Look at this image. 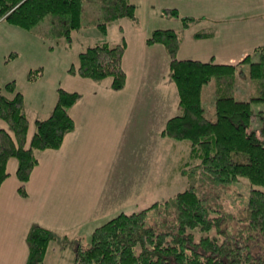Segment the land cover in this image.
<instances>
[{"label":"trees","instance_id":"obj_1","mask_svg":"<svg viewBox=\"0 0 264 264\" xmlns=\"http://www.w3.org/2000/svg\"><path fill=\"white\" fill-rule=\"evenodd\" d=\"M82 1L0 0V19L16 28L30 30L49 16L52 37L69 42L71 33L81 27ZM99 5L103 22L98 27L104 35L112 22L135 19V6L130 0H99ZM162 13L180 20L185 28L197 22L192 17L178 15L176 10L164 9ZM145 43L160 44L166 50L180 113L166 121L160 135L188 142L195 164L190 166V172H186L187 167L182 174L191 177L192 182L163 202L129 214L120 213L96 227L88 246H79L74 251L73 264H264V258L251 251L252 241L258 236L264 238V192L255 187L264 186V141L255 132H247L251 102L264 103V45L255 48L253 53L258 58L254 62H249L247 55L238 64H217L212 60L178 59L180 38L173 30H155ZM124 51V40L115 45L98 43L80 52L77 66L68 72L95 82L111 78V88L121 90L126 81L122 68ZM244 62L249 65L255 96L249 101H238L234 98L236 70ZM41 74L40 69L31 70L27 80L34 81ZM210 81H214L216 118L213 121L205 117L201 104L202 87ZM4 90L6 93L0 89V119L8 129H0V186L8 177L7 162L15 159V175L20 182L17 192L25 198V183L38 163L35 153L61 146L65 135L74 129L69 109L80 95L58 88L52 112L44 119L35 120L27 144L29 121L23 96L16 91L14 82L7 83ZM240 178H247L251 185L247 219L231 232L218 228L217 232L223 234L220 240L208 235L195 240L194 230L207 234L215 224L219 226L225 220L219 207L209 203L210 198L218 200L219 185L238 182ZM168 205L174 208V215L171 220H162L159 231L146 224L150 209ZM212 212L219 215L211 216ZM55 239L57 235L52 231L32 225L26 237L25 264H43L48 245Z\"/></svg>","mask_w":264,"mask_h":264},{"label":"crops","instance_id":"obj_2","mask_svg":"<svg viewBox=\"0 0 264 264\" xmlns=\"http://www.w3.org/2000/svg\"><path fill=\"white\" fill-rule=\"evenodd\" d=\"M130 2L135 6L137 17L142 7L146 6L145 11L150 9L148 7L158 9L156 8L158 0H130ZM161 4L159 3L158 6ZM221 7L227 12L226 6ZM184 14L189 15V13ZM246 17L252 16L248 14ZM204 20L208 23V18ZM211 22L212 25L208 24L206 28L204 26L207 24L204 26L200 24L201 31L189 34L192 30L191 25L189 27L191 30L185 31L186 37L199 33H206L207 37L214 35L216 28H220L221 22L214 20ZM11 27L9 25L7 32H13L10 30ZM20 31L25 33L23 43L40 45L43 37L31 29ZM149 34L150 32L143 34L138 48L134 44L125 43L122 68L126 81L121 90L115 91L111 88V78L95 82L70 74L68 70L78 64L75 59L71 67L66 68L63 81L56 87L38 86L37 90L44 89V92L32 98L31 102L27 99L26 92H20L24 99L25 114L26 108L29 107L36 113L33 124L35 120L50 115L56 103L58 88L76 92L80 98L69 109L74 129L65 135L61 146L56 150L47 149L35 153L38 163L25 184L27 193L25 198L20 197L17 192L19 182L14 174L16 161L10 159L7 162L8 177L0 186V221L5 220L2 221L0 228L6 233L1 234L0 238L2 241L0 264H25L28 251L26 235L30 226L34 224L46 227L62 238L58 243L56 239L51 241L52 246L49 244L47 251L56 252L61 244L71 247H67L69 252L64 259L65 264H71L76 248L89 244L90 236L96 227L120 213L129 214L148 208L164 198V192L160 189L171 186L170 157L172 162L175 160V169L181 171L189 146L184 141H174L160 135L166 121L179 114L178 93L175 83L170 78L166 50L160 44L147 45L145 40L150 36ZM50 40L55 39L51 37ZM128 46L134 47L137 52L136 55L133 51L135 62L132 65L127 58ZM255 48L252 51L242 52L232 61L228 58L219 61V58L213 56L206 57V60L180 55L178 58L203 62L212 60L217 64H236L254 52ZM12 53L10 56L15 57L16 55L13 56ZM39 66L43 71L42 77L46 69L44 65ZM30 124L27 142L34 132V127ZM0 129H7L5 122L0 121ZM81 161L86 162L83 168ZM94 180L95 185H91ZM144 183L148 184L145 190L144 188L141 190L140 187H144ZM126 186L132 189L122 197V190ZM53 188H60L58 195L66 202L57 204V197L53 199ZM55 193L57 195V192ZM26 205L37 208L26 213L24 212ZM42 209L49 219L46 224L37 223L32 217L35 212ZM17 213L26 217L25 231L15 237L17 243H14L11 238L14 223L9 222V219ZM66 214H71L72 219L75 220L69 230L60 226L66 221ZM80 219H83L82 223ZM84 219L87 221L84 222ZM67 231L72 233L68 235ZM12 249L16 250L14 255L10 254ZM47 251L44 255L45 260L49 256Z\"/></svg>","mask_w":264,"mask_h":264},{"label":"rangeland","instance_id":"obj_3","mask_svg":"<svg viewBox=\"0 0 264 264\" xmlns=\"http://www.w3.org/2000/svg\"><path fill=\"white\" fill-rule=\"evenodd\" d=\"M159 3L162 4L158 6ZM158 5L156 6V8H158L156 10L148 7L150 9L145 11L146 6L140 8L139 16L137 17L135 13L136 20L134 21L124 18L122 20L112 22L107 26V33L104 35L100 32L98 27L99 23L103 22L100 21L99 0H83L81 27L79 30H75L71 33L70 41L65 42L52 37L50 18L49 16H46L41 22L31 29L34 33L43 37L40 45H35L33 43H23V34H25L23 33L24 31H20L22 29L19 30V28L16 29L13 24L6 20L4 21L3 18L0 19L1 91L6 93L4 90L5 85L9 82H14L16 91L26 92L27 99H30L31 102L32 98L44 92V89L43 91L37 90L38 86L42 88H50L51 85H54V87H56L61 81H63L62 78L65 74L66 68H70L72 62L75 59L78 61V54L88 47L103 42L114 45L115 43H120L122 40H124L125 43L127 42L129 45L130 43L134 44V46L138 48L139 44H141L143 34L145 32H150L149 35H151V33L155 30H173L177 32L180 38L177 57L180 55L206 60V57L213 56L216 59L219 58V61L228 59H231L232 61L233 59H236L235 57H238L242 52L252 51L255 47L264 45V0H158ZM221 6H226L228 8V10H226L227 12L222 10ZM164 9L176 10L180 16H185L186 14L184 13H189L190 16H186L194 18L197 22L191 23L192 30L189 27H187L189 28L187 29L183 26L180 20L170 15H164L162 13ZM248 14L252 17L247 18L246 15ZM205 18H208V23H205ZM212 20L221 22L220 28H216L217 30L214 35L209 37H197L195 34L194 36L186 37L187 35L185 34V31L191 30L189 34L201 31L200 28L202 27L200 24L203 26L204 24H207L204 26L206 28L208 24L212 25ZM1 21L4 22L2 23ZM9 25L12 26V29L10 30H13V32H7ZM182 28L184 30H182ZM51 37L55 40H50ZM57 42H59V44ZM133 51L137 55L136 49L134 47L130 48L128 46L127 58L131 65L135 62V58H133ZM11 53L13 56H16H10ZM257 58L258 56L256 53L251 52L249 54V62H254L257 60ZM39 65H44L46 69L44 76H38L36 80L28 81L27 74L29 71L40 69L41 73L43 72ZM248 68V62H244L240 63L239 68L236 70L237 76L234 98L238 101H249L252 96H255L254 81L249 78ZM34 86H36V89H34ZM201 104L205 117L212 121L215 120L214 81H210L203 85L201 91ZM250 109L251 120L250 125L247 128V132H255L259 139L264 141V103L251 102ZM35 114L36 113L34 112L33 108H26V116L29 120V124L31 123L30 126L32 127L35 126V123L33 124L32 122ZM0 121L2 120L0 119ZM28 133V135H30V130ZM186 143L188 144V142ZM185 156L186 160L181 166V171L175 169V160L172 162V158L170 157L171 186L166 189L163 187L160 189L161 192H164V198L160 202H163L165 201L164 199H167L168 197L175 195L177 192L186 189V187L192 182L191 177H186L182 174V170H186L188 167L186 172H190L191 167L193 164H195V160L190 157L188 148L186 150ZM174 157L176 158V155H174ZM85 163V161H81L82 168L84 167ZM199 173L197 175H199ZM201 181L202 178L199 180L200 184ZM95 183L96 181L94 180L90 184L95 185ZM147 184L148 183H144V187H140V189L143 190L144 188L145 190V186ZM219 186L221 187V191L219 190V192L216 193L218 195V200L216 199L213 201V198L211 199L209 197V203L219 207L217 209L222 211L225 220H223L219 226L215 224L207 234L200 232L199 230H194L193 234L195 240H198L203 235H208L210 237L217 236L220 240L223 234L217 232L218 228L223 230L225 229L227 232H231L234 229L237 230V227L247 219L246 206L251 187L248 179L240 178L238 182ZM255 187L264 192V186ZM59 189L60 188H53L54 193H52L53 199L54 197H57L58 205H60L62 202H66V200H61V196L58 195ZM131 189L132 187L129 186L124 187L121 196L125 197L131 191ZM62 190H64V187ZM55 192H57V195ZM34 208L37 207L26 205L24 212L29 213ZM172 215H174V208L171 205H168L167 207L164 206V208L162 207L161 209H150L146 215V224L159 231L162 227L160 224L162 220L164 218L171 220ZM218 215L219 213L217 212L211 213V216ZM32 217L37 223L41 224H46V222L49 221L48 216L45 214L43 209L35 212ZM24 218L26 217H23L22 214L17 213L14 217L9 219V222L12 221L14 223V232L11 237L14 243H17L15 237L25 231ZM65 219L66 221L64 224H61L60 226L69 230L73 227L75 220L72 219L71 214H66ZM2 221L4 222L5 220L3 219ZM2 221H0V225L3 224ZM85 221H87V219H84V222ZM82 222L83 219H80V223ZM80 227L82 228L81 225ZM82 231L84 230L82 229ZM67 232L68 235L72 233L71 231ZM4 233L5 232L3 231V228H0V238L1 234ZM58 240L62 241V238L57 236L56 243H58ZM1 245L2 241L0 240V247ZM50 245L52 246V243H50ZM84 246L87 247L88 244L87 246L86 244L83 245V247ZM67 247L71 248L69 245L66 246L61 244L56 252L46 250L47 256H49L46 258V260L44 259L43 264H65L64 259L69 252ZM251 251L254 254L264 258V238L258 236L257 240L252 241ZM15 253L16 250L12 249L10 254L14 255Z\"/></svg>","mask_w":264,"mask_h":264}]
</instances>
